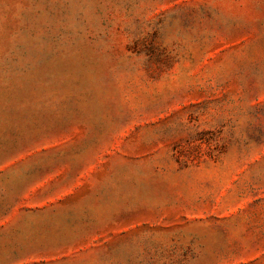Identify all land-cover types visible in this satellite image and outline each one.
<instances>
[{"label": "rangeland", "instance_id": "rangeland-1", "mask_svg": "<svg viewBox=\"0 0 264 264\" xmlns=\"http://www.w3.org/2000/svg\"><path fill=\"white\" fill-rule=\"evenodd\" d=\"M0 264H264V0H0Z\"/></svg>", "mask_w": 264, "mask_h": 264}]
</instances>
